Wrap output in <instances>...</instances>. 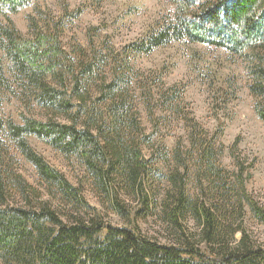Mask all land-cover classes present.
I'll return each instance as SVG.
<instances>
[{"label": "rangeland", "instance_id": "rangeland-1", "mask_svg": "<svg viewBox=\"0 0 264 264\" xmlns=\"http://www.w3.org/2000/svg\"><path fill=\"white\" fill-rule=\"evenodd\" d=\"M175 15V5L169 0H32L16 14L0 15L3 24L10 17L26 37L33 38L34 31L57 34L61 47L75 61L76 75L80 59L94 57L106 62L102 68L107 82L116 71L121 75L126 65L131 69L127 97L142 128L137 133L139 143H135L147 163L143 193H133L130 185L115 174L116 198L101 190L78 157L65 155L37 137L28 136L33 150L62 173L84 199L82 205L76 206L39 176L7 131L0 129L4 165L20 173L31 187L23 195L18 187L10 186L9 204L49 206L63 223L71 224L77 219L104 222L164 245L181 244L206 252L197 216L177 206V181L186 198L198 207H210L222 199L217 191L219 182L224 181L222 191L230 195L227 184H238L240 179L245 194L240 193L243 210L239 209L235 217L236 204L224 202L228 209L225 223L230 229H246L264 247V220L252 213L246 198L264 211V120L256 112V105L264 99L251 90L253 60L246 52L235 54L186 39L173 40L150 53L128 50L132 43L152 37L161 24L174 20ZM31 19L38 26L31 28ZM1 56L8 81L0 87L2 118L18 124L25 118L71 123L69 115L40 105L36 90L18 81L12 62L4 53ZM64 80L67 99L74 81L66 74ZM100 80L89 85L87 104L92 103L95 113L102 112V118L109 121L106 113L110 100H98ZM58 87L63 86L58 83ZM71 101L77 103L76 97ZM143 136L147 138L142 140ZM208 147L222 173L219 178L206 166ZM239 231L228 240H239ZM0 264L5 263L0 259Z\"/></svg>", "mask_w": 264, "mask_h": 264}, {"label": "trees", "instance_id": "trees-1", "mask_svg": "<svg viewBox=\"0 0 264 264\" xmlns=\"http://www.w3.org/2000/svg\"><path fill=\"white\" fill-rule=\"evenodd\" d=\"M31 1L0 0V15L16 14ZM169 1L175 5V19L161 24L152 37L132 43L128 50L150 53L173 40L186 39L225 48L235 54L246 52L253 60L251 90L264 99V0ZM31 23V28L38 26L32 19ZM33 36H24L10 17H6L4 24L0 17V87L8 84L1 56L4 53L13 64L18 81L36 90L37 102L54 112L69 115L71 123L54 118L45 122L25 118L18 124L0 116V129L7 131L39 176L76 206L82 205L84 199L62 173L33 150L28 136L37 137L65 155L78 157L104 193L117 198L114 184L117 174L122 183L130 185L133 193L141 195L147 163L136 144L139 143L137 133L142 128L136 113L134 116L131 112L133 105L127 97L131 69L126 65L121 75L116 71L107 82L102 68L106 62L94 57L80 59L76 75L75 61L61 47L57 34L34 31ZM64 74L74 81L67 99ZM98 79H101L98 100H110L106 113L109 121L102 118V112L95 113L92 103L87 104V89L97 84ZM58 83L63 87H58ZM73 96L77 103L71 101ZM256 112L264 120V102L256 105ZM145 138L143 136L142 140ZM205 163L212 175L217 178L222 175L210 147L206 149ZM238 180V184H227L230 195L222 191L224 181H218L217 191L222 199L210 207L204 204L198 207L186 198L177 181V206L192 210L197 216L203 242L207 245L205 252L193 246L164 245L133 230L104 222L86 223L77 219L71 224L63 223L49 206L11 205L8 203L10 186L18 187L23 195H27L31 187L20 173L4 165V157L0 155V259L5 264H264V247L257 244L246 229H230L224 220L228 210L224 202L228 201V205L233 202L231 206L236 204L235 217L239 209L243 210L244 185ZM246 198L252 213L264 220V211ZM176 212H173L174 218ZM237 231L241 237L232 243L228 237L234 239Z\"/></svg>", "mask_w": 264, "mask_h": 264}, {"label": "bare ground", "instance_id": "bare-ground-1", "mask_svg": "<svg viewBox=\"0 0 264 264\" xmlns=\"http://www.w3.org/2000/svg\"><path fill=\"white\" fill-rule=\"evenodd\" d=\"M176 108V107H175ZM158 119V118H157ZM86 205V204H85ZM82 207V206H81Z\"/></svg>", "mask_w": 264, "mask_h": 264}]
</instances>
